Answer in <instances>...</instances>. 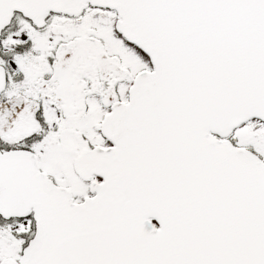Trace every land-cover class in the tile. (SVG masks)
Segmentation results:
<instances>
[{
    "label": "snow or ice",
    "instance_id": "snow-or-ice-1",
    "mask_svg": "<svg viewBox=\"0 0 264 264\" xmlns=\"http://www.w3.org/2000/svg\"><path fill=\"white\" fill-rule=\"evenodd\" d=\"M0 264H264V0H0Z\"/></svg>",
    "mask_w": 264,
    "mask_h": 264
}]
</instances>
